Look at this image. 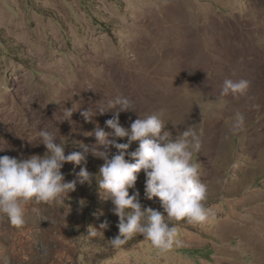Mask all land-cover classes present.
<instances>
[{
    "label": "rangeland",
    "instance_id": "1",
    "mask_svg": "<svg viewBox=\"0 0 264 264\" xmlns=\"http://www.w3.org/2000/svg\"><path fill=\"white\" fill-rule=\"evenodd\" d=\"M228 78L249 80L247 96L221 98ZM117 95L135 110L120 114L124 127L162 112L174 137L195 129L193 162L214 215L174 222L179 244L167 253L140 234L117 250L114 205L95 178L77 182L59 203L23 206L33 225L50 223L57 235L45 264H264V0H0V156L43 155L38 133L48 130L66 154L89 148L79 166L64 164L67 182L85 167L95 176L104 161L86 132L112 131L113 113L87 122L81 112ZM237 111L245 126L233 134ZM145 180L141 171L130 195L138 190L145 208L163 211L158 198H145Z\"/></svg>",
    "mask_w": 264,
    "mask_h": 264
},
{
    "label": "clouds",
    "instance_id": "2",
    "mask_svg": "<svg viewBox=\"0 0 264 264\" xmlns=\"http://www.w3.org/2000/svg\"><path fill=\"white\" fill-rule=\"evenodd\" d=\"M250 84L247 79H225L220 97L238 99L247 96ZM128 111H135L132 100L117 95L95 113L91 108L81 112L87 122L97 114L113 113L112 118L105 121L106 127L112 131L97 126L93 132H86L90 133L86 136L96 139L92 154L104 161L95 176L85 167L76 174V179L67 182L61 171L64 164L79 166L89 148L82 143L79 147L84 152L66 154L65 145L57 142V137L48 130L38 133L39 144L46 147L43 155L33 154L27 158L0 156V214L6 216L11 225L20 227L25 224V204L59 203L75 191L77 182L92 184L95 178L101 198L112 202L111 211L119 218L118 234L110 239L114 249H120L134 235L140 234L160 254L171 251L179 244L174 222L203 223L214 215L213 210L205 206L207 185L201 182L199 165L193 162L194 153L201 147L200 137L194 128L178 131L175 137L172 132L164 131L166 124L162 112H153L143 118L139 115L130 127H124L120 114ZM67 115L72 116V113L67 112ZM244 126L243 114L235 112L231 131L239 133ZM123 138H127L126 143L118 142ZM134 142H138V147L129 151ZM100 146L105 150H99ZM111 148L117 150L115 154L110 155ZM141 171L146 176L145 198H158L163 211L145 208L138 190L130 195L129 189L135 188ZM107 227V221L99 226ZM89 235L95 237L97 232L90 231Z\"/></svg>",
    "mask_w": 264,
    "mask_h": 264
},
{
    "label": "crops",
    "instance_id": "3",
    "mask_svg": "<svg viewBox=\"0 0 264 264\" xmlns=\"http://www.w3.org/2000/svg\"><path fill=\"white\" fill-rule=\"evenodd\" d=\"M26 212L24 207V225L15 227L9 221L0 225L1 264H45L46 258L50 259V243L57 235L52 234L50 223L33 225ZM38 243L40 247L35 250Z\"/></svg>",
    "mask_w": 264,
    "mask_h": 264
}]
</instances>
